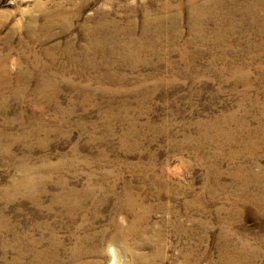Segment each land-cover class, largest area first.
<instances>
[{
    "label": "rangeland",
    "instance_id": "rangeland-1",
    "mask_svg": "<svg viewBox=\"0 0 264 264\" xmlns=\"http://www.w3.org/2000/svg\"><path fill=\"white\" fill-rule=\"evenodd\" d=\"M189 1L0 0V264L42 249L67 262L94 246L99 264H110L111 249L121 264H225L228 254L245 264L236 257L244 243L261 252L250 264H264V214L241 201L264 196V0L246 12L252 0H222L205 16L201 7L212 0ZM166 3L174 7L163 12ZM57 7L60 22L42 33ZM164 16L169 31L155 33ZM147 19L145 48L122 47L125 30L139 42ZM94 20L116 24L117 44L98 58V73L77 75L66 55L81 51ZM30 26L49 40H32ZM51 47L56 72H64L48 106L29 76L34 51ZM19 68L29 82L15 77ZM32 111L47 136H28ZM209 121L225 137L197 140L198 125ZM157 176L158 199L149 188ZM128 183L143 197L132 209L124 204Z\"/></svg>",
    "mask_w": 264,
    "mask_h": 264
},
{
    "label": "bare ground",
    "instance_id": "bare-ground-1",
    "mask_svg": "<svg viewBox=\"0 0 264 264\" xmlns=\"http://www.w3.org/2000/svg\"><path fill=\"white\" fill-rule=\"evenodd\" d=\"M189 2H192V0H190ZM172 5H174V4H172ZM172 5H170L169 3L168 4L166 3L162 7L161 10L163 12H167V11H169V9L174 7ZM193 5H191V6L193 7ZM259 5H260V2L258 0H252L250 2V5L248 6V8L245 7V9H242V11L246 12V11H251L253 9H258ZM218 6H220V7L217 8ZM59 7L55 8L54 10H48L49 14L47 13L48 15L46 17L47 23L44 26H41V29H40L42 33H45L47 31H49V28L55 26L56 24H58L60 22L58 20L59 18L56 17L62 11V9L59 8ZM183 7H185V6H183ZM192 7H190L191 9L189 8V11H190L189 24H191V25H193V23L195 24V22H196V19H194V17L192 16V9H193ZM221 7H223L222 0H212V1H210V4L208 6L204 5V6L201 7V14H204V16H205V14H207L209 12H212V11L215 12V11H217V9H220ZM186 9H187V7H186ZM68 14H69L68 15V17H69V16H72L74 13L71 11ZM176 14H178V13H176ZM164 19L167 20L168 18H166L164 16V17L159 19V22H158L159 24L155 27V31H154L155 33L163 34V33H165V32L167 33L169 31L168 29L163 27V20ZM174 21H176V20H174ZM67 23H68V21L65 20V25L64 26H67L68 25ZM115 25L116 24H114L113 22H111V24H110V21L109 22H101V21H95L94 20L92 26L89 27L88 34L85 37V42L82 45L81 51L79 53H75L73 50L69 51V53L66 55V59L70 63V65H71L70 67L74 68V72L77 75H83L89 69L92 70L95 73L98 71V69H99L98 58L101 57V54L107 53L106 50H108V53L109 52L111 53L112 43L117 44V43H115V41L117 40L116 39V34H117V31H118V28ZM148 25H149V20L147 19L145 21V27L146 28L144 27L145 29H143V31H142L143 34H142V37L139 39V42L138 41L135 42L136 40L133 39L134 38L133 37L134 30L133 29L125 30L126 37L129 40H128V42H125V44H122V45H124L122 47L127 49L128 46H131V44H133V45H140V50L145 48V46L148 43V40L150 38V33H151V30H149ZM28 28H29V31L33 33L31 35V37H33L32 40H35V42L37 41L38 43H44L47 39L49 40V38H50L49 35L47 36L45 41H43V37L41 39L39 36H37L36 32L32 29L31 26L28 27ZM52 47L55 50L56 46L53 45ZM52 47L51 48H44V50H42L41 53H38V52L34 51L35 53H33V56H32L34 59L31 60V61H33L32 62L33 66L31 67L32 68L31 69L32 73L29 76L30 78H38L39 79L41 85L39 84L40 86L36 87L35 93L38 94L39 96L41 95V97H43L45 99V101L47 102L46 105H48V106L50 104V101H51L52 97L54 99L55 94H56L57 89H58L56 84H55L56 83L55 82V77H57L58 73L62 71L61 70L58 73L56 72L58 64H57V61H56L57 58H56V56L53 53V48ZM69 47L71 48L72 45L70 44ZM68 50H70V49H68ZM28 55H29V53H28ZM43 57H45V59H47L48 61L47 62L44 61ZM27 59H28V57H27ZM131 60H133V61L140 60V55H136L134 57L132 56ZM22 61H23V59H22ZM5 68H6V66H5ZM3 71H5V72L3 74H1V75H3V76L7 75V71L5 69H3ZM62 72H64V71H62ZM62 72H61V74H62ZM233 74H234V72H233ZM26 76H25V74H24V72L22 71L21 68L18 69V72L15 75V77L18 80H24V82H29L30 79H28ZM105 76L108 79L111 78V75L105 74ZM9 82H4V83L7 84ZM158 82L155 85L156 89L158 88V86H163V84L161 82H159V83ZM239 82L245 83L247 90L249 89V87H251V83L248 80V73L247 72H243V75L239 79ZM15 83H17V82L15 81ZM19 85H20V82L18 81V85H16V86H18L23 92H25L26 86L25 85L24 86H19ZM247 90H246V92H247ZM24 120H25V123L27 124V128L29 129L28 136H32V135H35V134L37 135L39 132H43V131H44L45 136L48 135V130L45 129V127H44L45 120L37 112H35V111L30 112L28 114V117H24ZM225 121L226 120H224V123H225ZM240 121H241V119H240ZM209 123H212V122L209 121ZM217 123H212V124H209V125H206V123H204V124L200 123V126L198 125V127H199V129L201 131H200V135L198 137H196L197 140L199 139L201 142H202V140L212 141V139L213 140H217V139H219V138H221L223 136L225 137V127H223V129L215 130V128L217 126ZM37 124H42V126H39ZM134 130L135 129H132L130 131V133L134 134L135 133ZM211 130H213V131L215 130L214 132H216V133L211 134ZM126 137L127 136L124 135L123 141H124V139H126ZM139 137H140V135H139ZM2 138H3V134L0 132V140ZM152 165L151 166H145V165L144 166H140L139 167V173L141 175L142 174L144 175L146 173L148 174V171H149L148 168H154V165L153 166ZM48 168L51 169V170H56L57 166H48ZM243 170H245V169H243ZM161 179H163V176H160V179L157 176L155 178V181H153V183H152L153 185H150V187H149L152 190V192L150 194H152L156 199H158L157 197H159V196L161 197L162 196V194H158V192H161V191H159L157 189V186L159 184H162V182H160ZM35 184L36 183H34L33 185L35 186ZM248 185H249L248 181L244 179L243 188L247 187L246 191L249 188ZM169 189H170V187H169ZM86 191H88V190H86ZM142 198L140 197V195H138L137 193H135L132 190L131 185L128 183L127 184V191L125 193V203L124 204L126 206H129L132 209L135 206L139 205L140 202L142 203V200H143ZM241 201L244 202V203L252 204L258 210L259 213L264 214V196L263 195L259 196V195H256V194H244L241 197ZM163 207H166V206H163ZM188 207H190V206L188 205ZM148 208H150V207H148ZM133 220L137 221L136 218H134ZM132 227L134 228V225ZM82 241H85V239H81L80 240V242H82ZM78 247H79V245H78ZM48 249H50V248H48ZM98 249L95 246L92 247V248L86 249V250L76 249L75 251L71 252V254H69L70 257H69V260L67 262L64 261L65 259L64 260L61 259L60 255H59L60 253H58L56 251H51L52 249H50V250H46V249L43 250L42 249V250H33V251H23L22 250V251H16V256L14 257V259L10 263H7V264H24L26 258L29 259L30 264H99V259L96 258L100 254ZM110 251H111V253L109 255L110 264H121V260H122L121 256H122V254L120 252L114 251L113 249H111ZM260 255H261V252H259L258 248L250 247L248 244L244 243V244H242L241 250L237 253L236 257L240 261L243 260L244 258H246L245 264H250L251 263V261H249L250 259L256 258V257H258ZM233 259H235V258H233ZM233 259H232L231 254L230 255L229 254L226 255L225 256V264H232L231 261ZM236 264H238V263H236Z\"/></svg>",
    "mask_w": 264,
    "mask_h": 264
}]
</instances>
